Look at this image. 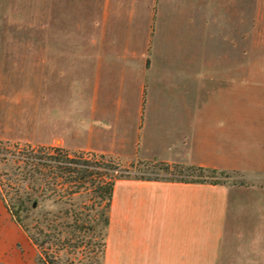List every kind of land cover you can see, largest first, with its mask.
Returning <instances> with one entry per match:
<instances>
[{"label": "crops", "instance_id": "0c3cea01", "mask_svg": "<svg viewBox=\"0 0 264 264\" xmlns=\"http://www.w3.org/2000/svg\"><path fill=\"white\" fill-rule=\"evenodd\" d=\"M29 2L0 140L264 175V0ZM36 257L0 196V264ZM101 264H264V185L119 177Z\"/></svg>", "mask_w": 264, "mask_h": 264}, {"label": "trees", "instance_id": "16d2710c", "mask_svg": "<svg viewBox=\"0 0 264 264\" xmlns=\"http://www.w3.org/2000/svg\"><path fill=\"white\" fill-rule=\"evenodd\" d=\"M7 145L6 141L0 140V152L7 149ZM26 146L28 152L23 155L22 161L27 167L26 177L33 180L31 193L43 198L54 197L71 205L52 216L48 215L50 212L44 213L35 220L34 230L31 232L22 225L37 247V264H80L81 258L75 260L74 257H64L61 253H74L81 247V251L85 249L89 256L91 236L96 232L99 239L92 242V254L86 264L102 263L112 187L119 177L216 183L226 182L222 178L229 175L227 170L178 162L142 158L127 160L112 154L72 150L58 145ZM155 167L169 172L170 175H152L150 172H154ZM132 168L138 172L132 173ZM37 179L39 181L35 184ZM238 183L245 182L240 180ZM84 191L88 192L89 200L81 201L78 208L72 207L74 201L71 197ZM15 218L19 221L16 216Z\"/></svg>", "mask_w": 264, "mask_h": 264}, {"label": "rangeland", "instance_id": "374dc122", "mask_svg": "<svg viewBox=\"0 0 264 264\" xmlns=\"http://www.w3.org/2000/svg\"><path fill=\"white\" fill-rule=\"evenodd\" d=\"M29 0H0V40H36V8L33 7ZM7 142V149L0 152V196L5 200L11 212L19 219L20 223L28 229L29 232L34 230L35 220L41 218L44 213H60L65 208L71 206L69 203L57 200L54 197L43 198L31 193V184L33 180L26 177L27 167L22 161L23 155L28 152L26 144L35 145L28 142L3 140ZM16 144V145H15ZM131 160V159H127ZM152 175L169 176L170 173L157 167L154 168ZM132 173L138 172L132 168ZM147 173V172H146ZM229 175L223 177L226 182L238 183L243 180L244 184L264 185V175L261 174H243L237 171H228ZM38 179L35 184L38 183ZM240 184V183H239ZM88 192L75 194L71 197L74 201L72 207L78 208L81 201H88ZM33 197L36 198V204L33 205ZM61 220L63 218H60ZM68 220V219H67ZM99 239L96 232L91 236V244L88 247L89 256L86 250L75 252H62V256L74 257L75 260L81 258L80 264H86L92 254V242Z\"/></svg>", "mask_w": 264, "mask_h": 264}, {"label": "water", "instance_id": "95a60500", "mask_svg": "<svg viewBox=\"0 0 264 264\" xmlns=\"http://www.w3.org/2000/svg\"><path fill=\"white\" fill-rule=\"evenodd\" d=\"M35 204H36V201L33 202V205H35Z\"/></svg>", "mask_w": 264, "mask_h": 264}]
</instances>
